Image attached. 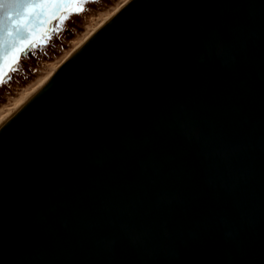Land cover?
<instances>
[{
	"label": "water",
	"instance_id": "95a60500",
	"mask_svg": "<svg viewBox=\"0 0 264 264\" xmlns=\"http://www.w3.org/2000/svg\"><path fill=\"white\" fill-rule=\"evenodd\" d=\"M0 264H264V0H131L15 112Z\"/></svg>",
	"mask_w": 264,
	"mask_h": 264
},
{
	"label": "rangeland",
	"instance_id": "374dc122",
	"mask_svg": "<svg viewBox=\"0 0 264 264\" xmlns=\"http://www.w3.org/2000/svg\"><path fill=\"white\" fill-rule=\"evenodd\" d=\"M124 0H85L80 11L65 14L63 22L56 25L49 34L37 41L21 59L17 71L8 75L0 86V113L19 100L25 89L31 88L46 76L53 64H58L72 50L74 43L84 36Z\"/></svg>",
	"mask_w": 264,
	"mask_h": 264
},
{
	"label": "snow or ice",
	"instance_id": "6c2138e0",
	"mask_svg": "<svg viewBox=\"0 0 264 264\" xmlns=\"http://www.w3.org/2000/svg\"><path fill=\"white\" fill-rule=\"evenodd\" d=\"M84 2L85 0H40L39 3L22 6L19 0H0V32L3 33V36L18 37L20 31L25 29L28 33V38H21L18 46L3 58L5 66L11 68L25 49L35 46L37 24L51 23L53 19L63 22V19L66 18L65 14L69 10L80 11L79 5ZM33 17L35 23L30 22ZM44 35H47L46 31ZM39 38L43 39V36ZM2 78L3 71L0 69V80Z\"/></svg>",
	"mask_w": 264,
	"mask_h": 264
},
{
	"label": "bare ground",
	"instance_id": "6f19581e",
	"mask_svg": "<svg viewBox=\"0 0 264 264\" xmlns=\"http://www.w3.org/2000/svg\"><path fill=\"white\" fill-rule=\"evenodd\" d=\"M131 0H124L120 5L116 6L112 12L107 13L99 21V23L94 26L82 40L76 41L74 47L69 51L64 58L58 63L53 64L49 73L41 78L35 85L29 89H25L22 92V96L19 100L15 101L12 105L3 109V112L0 113V128L1 126L17 112L28 100H30L41 88H43L58 72L59 70L80 50L95 34L98 30L104 26L117 12H119L124 6H126Z\"/></svg>",
	"mask_w": 264,
	"mask_h": 264
}]
</instances>
